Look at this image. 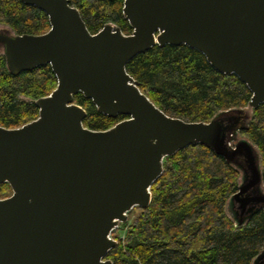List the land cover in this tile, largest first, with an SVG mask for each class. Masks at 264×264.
<instances>
[{"label":"water","instance_id":"1","mask_svg":"<svg viewBox=\"0 0 264 264\" xmlns=\"http://www.w3.org/2000/svg\"><path fill=\"white\" fill-rule=\"evenodd\" d=\"M111 1V0H109ZM44 12L47 32L15 34L0 25V56L12 76L49 65L57 84L29 100L36 119L0 126V264H112V233L133 208L146 209L167 157L200 145L238 174L225 203L235 229L264 211L261 154L241 131L264 104V0H124L131 33L111 22L91 34L69 0H22ZM185 45L220 74L251 92L245 108L216 112L207 122L168 116L141 92L127 63L155 46ZM82 94L108 118L85 128ZM251 264H264V248Z\"/></svg>","mask_w":264,"mask_h":264},{"label":"trees","instance_id":"2","mask_svg":"<svg viewBox=\"0 0 264 264\" xmlns=\"http://www.w3.org/2000/svg\"><path fill=\"white\" fill-rule=\"evenodd\" d=\"M69 1L91 34L107 22L131 33L122 15L124 0ZM0 25L19 35L50 28L46 14L22 0H0ZM126 71L166 115L190 122H207L218 111L245 108L251 98L239 78L220 74L204 55L185 45L155 46L131 59ZM56 84L49 65L12 76L0 56V126L18 128L36 119L38 109L29 100L47 96ZM73 102L86 111L83 126L90 130H106L126 118L99 114L82 94ZM240 134L258 148L264 181V104L252 110L248 128ZM163 167L150 188V205L131 210L128 222L112 233L118 245L106 258L112 264H251L264 248V211L241 229L227 218L225 203L237 191V172L200 145L167 157ZM10 195L9 185H1L0 198Z\"/></svg>","mask_w":264,"mask_h":264},{"label":"rangeland","instance_id":"3","mask_svg":"<svg viewBox=\"0 0 264 264\" xmlns=\"http://www.w3.org/2000/svg\"><path fill=\"white\" fill-rule=\"evenodd\" d=\"M132 215V214H131ZM129 218H130V215H129Z\"/></svg>","mask_w":264,"mask_h":264},{"label":"flooded vegetation","instance_id":"4","mask_svg":"<svg viewBox=\"0 0 264 264\" xmlns=\"http://www.w3.org/2000/svg\"><path fill=\"white\" fill-rule=\"evenodd\" d=\"M101 29H102V28H101ZM101 29H100V30H101ZM100 30H99V31H100Z\"/></svg>","mask_w":264,"mask_h":264}]
</instances>
